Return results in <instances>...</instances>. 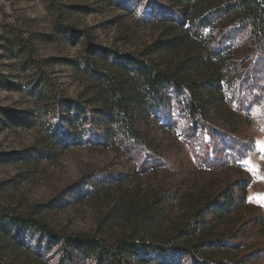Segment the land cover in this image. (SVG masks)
Segmentation results:
<instances>
[{"label": "rangeland", "instance_id": "1", "mask_svg": "<svg viewBox=\"0 0 264 264\" xmlns=\"http://www.w3.org/2000/svg\"><path fill=\"white\" fill-rule=\"evenodd\" d=\"M208 2L0 0V211L65 235L164 238L245 181L250 207L199 218L191 239L228 242L232 264H264V229L257 226L264 221V53L248 28L220 20L196 37L192 21ZM209 43L234 52L231 80L208 92L212 127L196 128L185 97L171 94L145 132L153 149L123 136L102 145L104 128L94 116L107 95L97 73L118 81L126 73L96 50L132 55L201 84L218 76L206 60ZM66 103H79L86 125ZM59 258L58 249L39 247L37 234L0 220V264Z\"/></svg>", "mask_w": 264, "mask_h": 264}, {"label": "trees", "instance_id": "2", "mask_svg": "<svg viewBox=\"0 0 264 264\" xmlns=\"http://www.w3.org/2000/svg\"><path fill=\"white\" fill-rule=\"evenodd\" d=\"M205 6L206 14L192 21V27L197 29L194 33L196 37L204 39L203 31L208 28L213 30L214 23L220 20L233 27L248 28L252 42L264 53V0H209ZM227 45L225 43L222 50H216L210 43L207 44L206 60L214 63L218 76L215 80L201 84H189L179 74L166 72L132 55L96 50L97 55L106 60L114 58L115 63L126 73V79L118 81L97 73L90 61L85 62L88 71L97 73V78L106 88L107 97L103 108L94 116L99 126L104 128V134L100 135L102 145L113 146L123 136L127 142L153 149L145 139V132L149 130L151 119H157L161 109H166L172 101L171 94L185 97L183 109L196 128L212 127L215 120L211 114L208 92L211 87L218 89L221 81L231 80L233 73L231 63L234 61V52L232 46ZM65 106L78 121L86 125L87 117L81 112L79 103H66ZM235 185L232 190L222 193L223 201L215 198L212 202L204 203L198 212L189 216L183 228L164 238L130 236L110 242L85 235L61 234L39 220L3 211H0V220L37 234L40 248L58 249L59 264H81L86 261L92 264H167L163 262L166 257L189 259L191 264H232L233 257L229 255L231 244L211 238L194 242L191 230H195L199 218L205 220L231 215L239 205L250 207L246 204L248 182L240 181ZM257 226L264 229V221H258Z\"/></svg>", "mask_w": 264, "mask_h": 264}]
</instances>
